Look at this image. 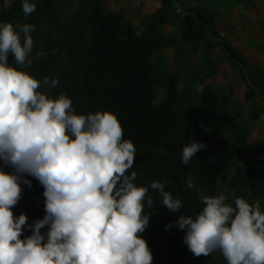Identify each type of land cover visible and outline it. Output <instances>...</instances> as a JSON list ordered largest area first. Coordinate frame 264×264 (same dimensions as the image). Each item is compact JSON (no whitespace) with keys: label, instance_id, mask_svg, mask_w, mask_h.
<instances>
[{"label":"trees","instance_id":"obj_1","mask_svg":"<svg viewBox=\"0 0 264 264\" xmlns=\"http://www.w3.org/2000/svg\"><path fill=\"white\" fill-rule=\"evenodd\" d=\"M115 1L29 0L37 9L25 18L23 0H7L6 7L0 0V23L35 25L32 56L45 53L28 68L16 65L11 56L9 65L38 80L59 79L55 89L42 86L39 91L50 98L67 95L76 114L106 111L118 117L124 139L137 149L129 173L137 172L136 185L148 187L154 201L151 209L145 202V213L152 215L140 234L153 264H227L220 252L194 256L184 243L186 231L175 225L181 215L195 218L202 211L201 195L224 194L233 206L237 197L249 203L260 200L264 210V144L249 141L253 129L264 130L259 68L247 64L221 34L219 16L205 6L161 0L159 8L134 24L122 11L109 8ZM221 1L232 2L235 10L253 7L264 14V0ZM219 53L239 74L237 83H216L222 73ZM194 140L207 147L185 166L183 148ZM0 169L15 172L2 160ZM189 175L193 189L184 183ZM23 179L31 181V187L21 182L22 197L12 211L34 224L46 215L44 188L33 176L24 174ZM154 181L167 182L165 190L184 208L172 213L163 206L150 188ZM48 230L41 229L45 242ZM32 234L25 227L21 239Z\"/></svg>","mask_w":264,"mask_h":264},{"label":"clouds","instance_id":"obj_2","mask_svg":"<svg viewBox=\"0 0 264 264\" xmlns=\"http://www.w3.org/2000/svg\"><path fill=\"white\" fill-rule=\"evenodd\" d=\"M7 0H5V7ZM27 18L37 5L23 0ZM30 23H0V160L15 172L0 169V264H153L148 243L141 237L150 226L154 207L148 187L135 183L137 149L124 139L118 117L111 112L76 114L65 94L50 98L39 91L55 89L59 79L38 80L27 71L37 52ZM264 120V115L261 116ZM195 140L182 151V163L206 149ZM24 174L44 188L43 219L28 224L12 208L22 197ZM196 187L191 175L184 181ZM167 182L150 188L161 204L176 213L183 202L166 191ZM224 194L201 195L202 211L195 217L181 215L176 227L186 231L184 243L196 257L219 251L227 264H264V210L260 200L249 203L237 197L234 205ZM48 227L47 242L41 229ZM25 227L33 234L21 239ZM169 228L171 225L168 226Z\"/></svg>","mask_w":264,"mask_h":264},{"label":"rangeland","instance_id":"obj_3","mask_svg":"<svg viewBox=\"0 0 264 264\" xmlns=\"http://www.w3.org/2000/svg\"><path fill=\"white\" fill-rule=\"evenodd\" d=\"M73 1V0H70ZM185 0V3L205 6L212 12L216 13L218 23L220 24V32L223 36H228L235 49L245 57L248 65H256L261 73L256 76V80L264 81V14L260 11H255L253 7L250 9L240 8L235 10V6L230 1L221 0ZM140 10L136 11V9ZM161 0H117L109 2L108 6L114 11H122L128 21L134 24L138 23L139 18L152 13L159 8ZM108 9H105L106 12ZM110 10V9H109ZM250 18V19H249ZM171 31V28H167ZM220 52V51H219ZM169 55L172 53L169 52ZM194 59L196 56L192 54ZM218 57L219 65L222 73L216 78V83L219 85L228 84L229 82H238L239 74L230 69L229 65L223 60V55ZM252 74L256 71H250ZM258 72V71H257ZM258 76H261L258 78ZM264 85V82H262ZM250 142H259L264 144V130L261 126L253 129L250 135ZM211 256H216V253Z\"/></svg>","mask_w":264,"mask_h":264}]
</instances>
